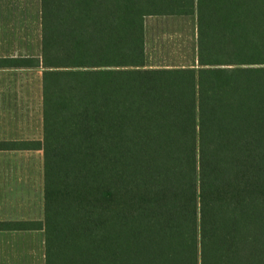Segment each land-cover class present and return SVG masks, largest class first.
<instances>
[{
    "label": "trees",
    "instance_id": "trees-1",
    "mask_svg": "<svg viewBox=\"0 0 264 264\" xmlns=\"http://www.w3.org/2000/svg\"><path fill=\"white\" fill-rule=\"evenodd\" d=\"M149 17L195 18L196 68L148 64ZM40 22L43 137L0 149L43 151L45 264H264V0H40Z\"/></svg>",
    "mask_w": 264,
    "mask_h": 264
},
{
    "label": "rangeland",
    "instance_id": "rangeland-1",
    "mask_svg": "<svg viewBox=\"0 0 264 264\" xmlns=\"http://www.w3.org/2000/svg\"><path fill=\"white\" fill-rule=\"evenodd\" d=\"M20 2L18 5L19 23L15 22V19L13 22L15 7L13 9L10 4L6 6L7 12H2L0 15V55L31 54L36 56L40 53L37 0H20ZM0 9L4 10L3 2ZM144 32L149 65L185 64L197 67L195 18L149 17L145 21ZM41 101L40 67L32 70L0 68V141L40 139L42 137ZM42 152L37 149H0V181H2L4 172L8 179L15 180V172L20 170L21 181L12 183L8 188L16 186L24 197H28L29 185L35 182L38 186L42 185L40 198L44 202ZM12 181H7V183L10 184ZM10 191L11 195L16 193L15 190ZM31 223L39 226L40 222ZM41 234L43 240L39 241V237L35 236L32 237V241L34 240L33 243L37 244V247L40 242V248H44L45 253L44 230ZM25 241V238H22L18 243L25 245ZM30 242L31 240L28 241Z\"/></svg>",
    "mask_w": 264,
    "mask_h": 264
},
{
    "label": "crops",
    "instance_id": "crops-1",
    "mask_svg": "<svg viewBox=\"0 0 264 264\" xmlns=\"http://www.w3.org/2000/svg\"><path fill=\"white\" fill-rule=\"evenodd\" d=\"M4 6V10L0 9V15L2 12L6 13V6L10 4L12 8L15 7V18L13 22L19 23L20 12L18 5L20 0H0V6ZM37 11H38V22L37 29L40 31V53L39 55H0V62L4 59H15L18 60L19 64L31 62L32 65H12V66H0V68H16L22 70H32L41 68V83H42V71L41 65V22H40V0H37ZM14 16V14H12ZM16 33V32H15ZM32 53V52H31ZM31 73V72H29ZM18 93V92H16ZM42 104V101H41ZM43 115V112H42ZM43 123V122H42ZM42 137H43V124H42ZM40 139L28 140V141H40ZM14 141H26V140H14ZM27 150V149H22ZM42 150V149H37ZM43 153V152H42ZM43 177L42 175H40ZM15 180L7 178L4 172L2 181H0V222H42L44 218V202L41 201L42 185H29V196L24 197L21 191L17 190L16 186L8 188L12 183L21 181V171L15 172ZM7 181H12L10 184ZM42 183V182H41ZM15 190V194L11 195L10 190ZM44 193V192H43ZM40 227L31 229H0V264H45V253L44 248L41 249L40 242L34 244L32 237H39L42 239ZM22 231V232H21ZM31 231V232H27ZM22 238H25V245L18 243ZM27 238V239H26ZM30 238V239H29ZM31 240L30 243L28 241ZM43 240V239H42ZM15 242V243H14ZM43 245V241H42ZM22 246V247H21ZM25 246V247H24ZM39 249V250H37ZM35 250V251H34Z\"/></svg>",
    "mask_w": 264,
    "mask_h": 264
}]
</instances>
